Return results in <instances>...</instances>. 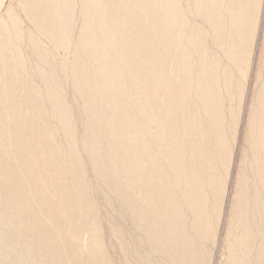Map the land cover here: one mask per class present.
<instances>
[{"label":"bare ground","instance_id":"bare-ground-1","mask_svg":"<svg viewBox=\"0 0 264 264\" xmlns=\"http://www.w3.org/2000/svg\"><path fill=\"white\" fill-rule=\"evenodd\" d=\"M5 1L0 264H211L263 0ZM262 49L220 264H264Z\"/></svg>","mask_w":264,"mask_h":264},{"label":"rangeland","instance_id":"rangeland-1","mask_svg":"<svg viewBox=\"0 0 264 264\" xmlns=\"http://www.w3.org/2000/svg\"><path fill=\"white\" fill-rule=\"evenodd\" d=\"M5 5L12 6L13 9H17L16 2L17 0H6ZM5 16L3 15V18ZM263 40H264V0L262 2V7L260 9L259 13V24H258V31H257V37H256V43H255V48L254 52L252 55V67H251V73L249 76V81H248V86H247V91L243 97V111H242V117L240 121V127H239V133L236 137V143H235V151L233 154V159H232V164H231V172L230 176L228 178L227 182V191H226V198H225V209H224V216L223 219L221 220V227L219 231V237H218V242L215 247V251L212 257V262L211 264H220V258H221V253L224 252V237H225V231L227 228V220L231 211V203L232 200L234 199L235 193H236V179H237V174L239 171V167L242 161V156H243V150L245 146V136L247 132V120L250 115V107L252 104V99H253V93L256 85V77L257 74L260 70V62L263 57ZM58 55H61V52L58 53ZM68 76V74H67ZM70 75L68 77V81L70 79ZM116 264H117V259H116Z\"/></svg>","mask_w":264,"mask_h":264}]
</instances>
